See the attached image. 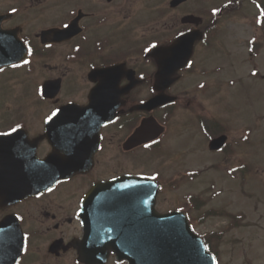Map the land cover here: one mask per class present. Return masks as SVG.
<instances>
[{
	"label": "flooded vegetation",
	"instance_id": "flooded-vegetation-1",
	"mask_svg": "<svg viewBox=\"0 0 264 264\" xmlns=\"http://www.w3.org/2000/svg\"><path fill=\"white\" fill-rule=\"evenodd\" d=\"M192 2L0 0V28L8 32L0 38L2 176L13 179L11 169L26 165L35 169L45 162L54 148L53 135L47 128L49 117L65 104H88L91 90L102 79L100 75L90 76L92 71L115 65L124 70L114 73V81H106L104 85L119 91L120 106L113 120L101 128L99 140L93 142V147L97 145L93 166L60 180L49 190L28 195L14 204L0 205V221L11 216L24 235L16 264H83L78 261V251L72 242L83 235L79 212L84 195L98 182L123 174L150 176L159 181L140 168L144 157L162 146L163 138L172 128L182 123L186 128L189 123L190 135L191 129L199 130L204 148L209 150L211 140L226 134L224 146L210 150L214 154H230L223 161L243 145L241 141L245 135L247 139L249 127L228 128L229 120L223 123L219 115L200 109L189 114V101L183 99H194L199 93L194 91L198 89L196 83L189 79L197 48L211 49L212 42L217 46L223 36L221 28L248 19L242 11L246 10L244 5L256 6L255 16L251 9L257 26L252 34L264 39V0H225L211 7L206 4L193 7ZM192 15L199 18L194 20L197 25L190 23L188 16ZM52 29L59 32L44 35ZM196 29L202 30L204 37L196 45L191 66L181 69L178 80L167 90L176 99L151 112L139 108L156 94L158 67L154 58L170 62L174 59L173 53L169 56L156 49L168 47L180 35ZM176 110H187L186 116L177 115ZM150 117L166 130L161 137L145 142L155 127L154 122L146 120ZM176 142L175 139L172 143ZM246 143L252 145L250 136ZM174 149L185 152L191 147L177 144ZM223 161L211 165L217 167ZM55 167L62 165L56 163ZM0 183L9 180L3 178ZM112 262L123 264L115 256L107 264Z\"/></svg>",
	"mask_w": 264,
	"mask_h": 264
},
{
	"label": "rangeland",
	"instance_id": "rangeland-1",
	"mask_svg": "<svg viewBox=\"0 0 264 264\" xmlns=\"http://www.w3.org/2000/svg\"><path fill=\"white\" fill-rule=\"evenodd\" d=\"M224 1L194 0L191 5L211 7ZM244 7L248 19L221 28L223 36L217 46L212 42L211 49L199 47L189 75L199 93L196 99L183 100L194 110L216 113L223 123L229 120L228 128L251 127L252 145L246 143L248 132L241 148L229 157L230 164L208 170L222 155L210 154L199 130L191 129L190 135L189 123L186 128L182 123L169 131L158 153L144 157L140 168L163 183L160 202L164 207L190 211L195 230L210 241L218 264H264V39L252 34L257 28L252 17V10L257 14L255 6ZM254 36L256 40L250 41ZM176 111L186 116L187 110ZM177 144L191 149L177 151ZM195 197L200 199V209L192 202Z\"/></svg>",
	"mask_w": 264,
	"mask_h": 264
},
{
	"label": "water",
	"instance_id": "water-1",
	"mask_svg": "<svg viewBox=\"0 0 264 264\" xmlns=\"http://www.w3.org/2000/svg\"><path fill=\"white\" fill-rule=\"evenodd\" d=\"M186 38H190V44L181 48V65L188 63L201 34L190 33ZM183 41L181 38L173 49L165 50L168 54L174 52V61H177L175 50ZM164 67L167 66L164 64ZM171 76L165 70L158 73L160 89L172 82ZM110 95L101 83L92 91L89 105H69L58 112L51 124V129L57 132L52 137L54 152L35 175L27 169L15 170L14 201L91 167L93 141L98 139L101 126L113 118L119 106ZM168 100L162 95L148 105L156 107ZM56 163L62 167L56 168ZM158 193L159 187L154 181L129 175L95 185L85 199L82 215L85 238L79 243L80 259L88 264H104L113 251L130 264H216L183 212L156 210ZM0 228L4 229L0 232L3 248L8 223H0Z\"/></svg>",
	"mask_w": 264,
	"mask_h": 264
},
{
	"label": "snow or ice",
	"instance_id": "snow-or-ice-1",
	"mask_svg": "<svg viewBox=\"0 0 264 264\" xmlns=\"http://www.w3.org/2000/svg\"><path fill=\"white\" fill-rule=\"evenodd\" d=\"M64 27H68V25H64ZM152 47L155 48L156 46L153 45ZM25 63H27V61H25ZM14 66H15V65H14ZM189 66H191L190 63H189ZM0 71H2V69H0ZM253 75H255V73H253ZM201 87H203V85H201ZM56 115H57L56 112H53V113H52V116H56ZM49 119H52V117H49ZM13 131H15V129H13Z\"/></svg>",
	"mask_w": 264,
	"mask_h": 264
},
{
	"label": "trees",
	"instance_id": "trees-1",
	"mask_svg": "<svg viewBox=\"0 0 264 264\" xmlns=\"http://www.w3.org/2000/svg\"><path fill=\"white\" fill-rule=\"evenodd\" d=\"M204 239H205V241H206V243H207L209 249H210L212 252H214L213 247H212L210 241H209L205 236H204ZM214 253H215V252H214ZM215 255H216V254H215Z\"/></svg>",
	"mask_w": 264,
	"mask_h": 264
}]
</instances>
